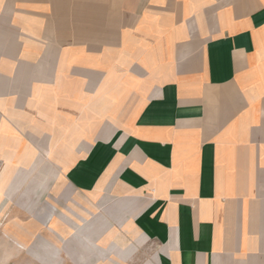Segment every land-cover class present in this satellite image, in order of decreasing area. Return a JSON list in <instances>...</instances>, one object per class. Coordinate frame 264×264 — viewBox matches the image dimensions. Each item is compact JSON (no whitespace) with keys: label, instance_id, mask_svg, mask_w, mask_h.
Segmentation results:
<instances>
[{"label":"crops","instance_id":"1","mask_svg":"<svg viewBox=\"0 0 264 264\" xmlns=\"http://www.w3.org/2000/svg\"><path fill=\"white\" fill-rule=\"evenodd\" d=\"M92 188L160 264H264V0H0L7 244Z\"/></svg>","mask_w":264,"mask_h":264},{"label":"rangeland","instance_id":"2","mask_svg":"<svg viewBox=\"0 0 264 264\" xmlns=\"http://www.w3.org/2000/svg\"><path fill=\"white\" fill-rule=\"evenodd\" d=\"M93 189L45 196L38 224L31 225L34 234L10 227L20 239L29 237L27 247L7 244L12 217L8 202H1L0 264H160L153 244L132 230L133 219L120 210L118 196Z\"/></svg>","mask_w":264,"mask_h":264}]
</instances>
